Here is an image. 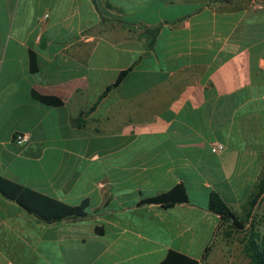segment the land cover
<instances>
[{"label":"crops","instance_id":"crops-1","mask_svg":"<svg viewBox=\"0 0 264 264\" xmlns=\"http://www.w3.org/2000/svg\"><path fill=\"white\" fill-rule=\"evenodd\" d=\"M248 17L235 0H0V177L89 204L44 221L0 191V264H249L209 208L245 217L264 171ZM177 185L187 201L141 203Z\"/></svg>","mask_w":264,"mask_h":264},{"label":"trees","instance_id":"trees-1","mask_svg":"<svg viewBox=\"0 0 264 264\" xmlns=\"http://www.w3.org/2000/svg\"><path fill=\"white\" fill-rule=\"evenodd\" d=\"M231 2L233 0H213ZM252 22L254 27L255 37L264 39V11L255 10L252 14ZM264 42V41H263ZM264 56V43L262 46H254L251 48V74L253 83H257L262 89L264 72L262 68L257 65L259 57ZM127 68L120 72L113 83H118L126 74ZM110 88V87H109ZM105 93V92H104ZM34 98L45 105L59 106L62 104L61 100L55 96L33 94ZM0 191L6 197L18 202L29 213L36 215L39 219L44 221H55L60 219H74L83 218L87 215V208L89 206L86 200L77 204H65L49 196L40 194L28 188L21 186L15 182L0 177ZM264 192V171L258 183L257 190L252 195L249 201L250 207L255 205L256 198ZM187 201V192L185 187L177 185L168 191L162 192L155 196L141 200V203H159L163 207H169L175 203ZM209 208L219 215L220 222H230L231 227L235 230L243 228V219L238 218L235 213L221 200L217 195L212 194ZM243 250L249 257V264H264V233L261 235L257 230H250L248 238L244 244ZM159 264H199L198 260L181 253L176 250H169L164 259Z\"/></svg>","mask_w":264,"mask_h":264},{"label":"rangeland","instance_id":"rangeland-1","mask_svg":"<svg viewBox=\"0 0 264 264\" xmlns=\"http://www.w3.org/2000/svg\"><path fill=\"white\" fill-rule=\"evenodd\" d=\"M235 6L237 8L239 7H244L246 9V17L248 15H250V17H248L246 19V34L245 35V40L249 41V39L252 41V45L254 46H259L261 47L262 46V43H264V39H257L254 35V27L252 25V22H255L253 21L252 19V14L254 13L255 10H263L264 11V0H235ZM239 16H237V19ZM238 22H241V21H238ZM264 22V19L263 21ZM239 27L242 26L241 23H238ZM239 31V30H238ZM238 31L237 33H234L235 35H240L238 34ZM263 33H264V28H263ZM243 38V37H241ZM260 211L264 212V192H262L257 198H256V201H255V205L253 206L252 208V211L250 213H248L245 217H241V219H243V228L241 229H238V230H235L233 227L232 229H234V231H232L229 226H226L223 228V231L221 233V237H220V240L219 242L220 243H229V244H232V245H239L240 247L243 246L248 238V234L250 232V230H257L258 229H262L264 228V217H260ZM263 214V213H262ZM251 215V218L249 219ZM228 223V222H226ZM230 226H231V223L229 222ZM259 232V231H258ZM260 233V232H259ZM237 249V248H235ZM234 248L230 251H228L227 253H229L230 255L231 254H236L238 255V252L237 250H235ZM242 251L239 252V254L241 253ZM229 259V257H228ZM237 259V258H235ZM234 262H237V261H234Z\"/></svg>","mask_w":264,"mask_h":264},{"label":"built area","instance_id":"built-area-1","mask_svg":"<svg viewBox=\"0 0 264 264\" xmlns=\"http://www.w3.org/2000/svg\"><path fill=\"white\" fill-rule=\"evenodd\" d=\"M27 134L26 133H17V134H15V136H14V139H15V141L17 142V143H22V142H24L25 140H27ZM223 145L222 144H220V143H216V144H214L213 146H212V148H211V150L213 151V152H220V151H222L223 150Z\"/></svg>","mask_w":264,"mask_h":264}]
</instances>
